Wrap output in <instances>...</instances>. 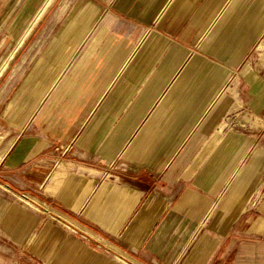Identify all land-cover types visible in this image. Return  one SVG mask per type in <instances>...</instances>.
<instances>
[{
    "label": "crops",
    "instance_id": "0c3cea01",
    "mask_svg": "<svg viewBox=\"0 0 264 264\" xmlns=\"http://www.w3.org/2000/svg\"><path fill=\"white\" fill-rule=\"evenodd\" d=\"M251 1L221 34L205 29L220 0H147L126 14L148 27L117 37H89L91 0L73 8L28 76H54L34 114L2 122L0 264H264L261 78L241 75L257 128H220Z\"/></svg>",
    "mask_w": 264,
    "mask_h": 264
},
{
    "label": "rangeland",
    "instance_id": "374dc122",
    "mask_svg": "<svg viewBox=\"0 0 264 264\" xmlns=\"http://www.w3.org/2000/svg\"><path fill=\"white\" fill-rule=\"evenodd\" d=\"M89 1L90 0H0V70L2 67L0 71V133H2L1 131L3 129L11 127H5V125L2 124V122L11 115L17 118L22 115L31 114L28 117L29 119L34 114L36 105L43 96V91L48 90L54 76L47 77L49 75L47 73L48 70L46 71L45 67L41 68L38 75L35 77L42 76V78L46 80L38 90L32 88L36 78H28V76L32 73L34 67L40 63V57L51 48V45H53L54 40L60 33L61 25L70 15L73 8L80 5V3L82 5H90L91 2ZM91 1L101 8L103 14L101 18L97 20L94 31L89 37H117L120 36V21L125 23L129 21H138L133 17L132 13L126 14V12H131L134 6H138L142 2L146 3L147 0H125L124 2H122L123 0ZM220 1L219 8L222 9L221 7L224 6L227 8L226 16L217 27L220 29L219 32L221 34L235 9L250 2V0ZM251 2L252 13L256 19H245L242 21L239 27V33L242 34L241 37H239L240 40L233 38L228 46L232 50H238L236 53H233L234 56L237 54L238 58L235 66L232 68V70H234L232 80H234L236 90V109H232L224 115L221 121V129L236 128L242 130H255L257 128L255 125L260 124L258 120L263 117L258 114L252 115L247 111L244 113V107H247L246 102L249 101V103H251V100L241 94V90L244 88V84L242 83L244 81L241 75H245L249 79L252 76H258L264 81V28L259 29V21H262L261 23L264 24V0H252ZM120 8L122 12H120ZM105 23H107V25ZM136 24L144 28L148 27L146 23L136 22ZM103 27H109V29H104ZM144 31L143 35L145 36L146 30L144 29ZM130 35L132 38H138L140 33L135 29L130 32ZM240 41L241 45H238ZM67 47L69 55L72 54L73 49L76 48L73 44ZM58 54L59 50L54 52L52 57L47 60H56L53 66L59 69L60 57ZM225 73L226 75L229 74L228 68L222 69V76ZM254 81L257 87L260 86V88H262L264 86V84H261L258 80L256 81L254 79ZM28 84H30L29 88H23L24 85ZM44 86L47 87L43 89ZM28 91L32 103H30V108L25 104L28 100L25 94ZM260 95H262L260 98H264V88H262V93ZM253 104H255L254 101ZM244 119H247L248 122L252 120L253 125L251 126V124L244 121ZM12 128L14 132H16L19 130L20 126L14 125ZM261 132L264 133V127H261ZM46 212L53 217L51 211L46 210ZM124 263L128 264V261L125 260Z\"/></svg>",
    "mask_w": 264,
    "mask_h": 264
},
{
    "label": "bare ground",
    "instance_id": "6f19581e",
    "mask_svg": "<svg viewBox=\"0 0 264 264\" xmlns=\"http://www.w3.org/2000/svg\"><path fill=\"white\" fill-rule=\"evenodd\" d=\"M230 1V0H229ZM173 2V0H168V2L166 3V5H164L162 11L166 10L167 7L170 6V4ZM225 3V2H224ZM222 9H220V12H215L214 15L212 16V18L210 19L209 23L207 24L209 27L205 28L206 29V32L207 33H212L219 25H220V22L223 18V15L227 12V8L224 6V7H221ZM206 25V26H207ZM204 30V29H202ZM204 36V35H203ZM201 37V36H200ZM203 39V38H202ZM201 39V40H202ZM8 60V59H7ZM6 60V61H7ZM4 65V64H3ZM5 67V66H4ZM1 70H2V67H1ZM0 70V71H1Z\"/></svg>",
    "mask_w": 264,
    "mask_h": 264
}]
</instances>
